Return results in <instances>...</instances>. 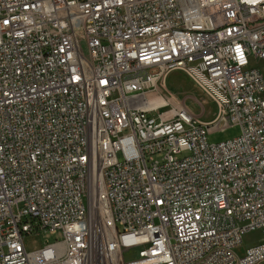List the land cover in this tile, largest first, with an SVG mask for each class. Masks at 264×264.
I'll return each mask as SVG.
<instances>
[{
    "label": "built area",
    "instance_id": "1",
    "mask_svg": "<svg viewBox=\"0 0 264 264\" xmlns=\"http://www.w3.org/2000/svg\"><path fill=\"white\" fill-rule=\"evenodd\" d=\"M251 59L264 0H0V264H263L264 236L241 248L264 235ZM174 71L211 120L160 94Z\"/></svg>",
    "mask_w": 264,
    "mask_h": 264
},
{
    "label": "rangeland",
    "instance_id": "2",
    "mask_svg": "<svg viewBox=\"0 0 264 264\" xmlns=\"http://www.w3.org/2000/svg\"><path fill=\"white\" fill-rule=\"evenodd\" d=\"M251 65L257 66L264 74V60L251 59ZM158 91L165 97H170L176 101L186 102L188 107L200 114L202 106L205 108V113L202 115L203 119L211 120L215 115V105L208 99V97L199 89V87L183 72L174 71L167 75L158 86ZM241 128L239 125H232L224 130L214 131L209 134L210 142H221L239 135ZM263 234L259 230L248 232L244 236L242 243V250L256 245L263 241ZM61 232L51 234L48 232H40V235L32 237L27 241L31 247L37 248L43 246L46 242H53L55 240H62ZM128 259H137L138 252H132L126 256ZM264 264V263H263Z\"/></svg>",
    "mask_w": 264,
    "mask_h": 264
},
{
    "label": "bare ground",
    "instance_id": "3",
    "mask_svg": "<svg viewBox=\"0 0 264 264\" xmlns=\"http://www.w3.org/2000/svg\"><path fill=\"white\" fill-rule=\"evenodd\" d=\"M164 103H165L164 99L160 98L159 100L155 101L154 104L161 105V104H164Z\"/></svg>",
    "mask_w": 264,
    "mask_h": 264
}]
</instances>
